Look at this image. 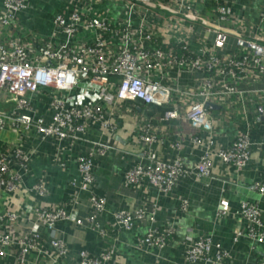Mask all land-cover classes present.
Here are the masks:
<instances>
[{"label":"built area","instance_id":"1","mask_svg":"<svg viewBox=\"0 0 264 264\" xmlns=\"http://www.w3.org/2000/svg\"><path fill=\"white\" fill-rule=\"evenodd\" d=\"M34 1L38 0H0V95L7 93V101L13 103L10 110H0V130H34L41 139L58 141L81 139L78 135L85 132L90 121L98 122L103 130H114L113 112L103 110L98 103L77 105L69 100V94L83 81L87 95L91 88L98 87L102 98H114V105L138 101L143 107H160L163 119H184L192 128L189 141L201 149V154L189 167L178 158L152 156L155 139L147 122L140 139L146 145L148 161H139L124 172L128 186L147 183L168 192L186 175L210 177L216 161L243 170L252 147H264V142L251 139L252 122L248 119L252 112L264 114V10L261 25L251 28L244 26L236 11L240 9L223 0H208L212 4L210 20L197 14L196 0H169L165 7L156 3L171 14L168 16L161 9L152 10L149 5L154 4L149 0H61L65 7L49 17L53 28L43 36L23 23V19L33 16ZM108 2L123 7L125 16L110 20L90 13ZM195 21L202 24L207 36H200ZM169 27L173 34L165 32ZM182 74L195 78L193 86L178 85L177 78ZM35 93L47 97L49 121L36 118L31 98ZM209 105L219 107L218 117L207 108ZM238 114L242 121L237 123V135L226 143L218 141L216 119L224 126ZM173 147L178 149L180 142L173 143ZM109 149L106 143L94 142L90 150L75 156L80 176L73 185L89 194L90 212L85 218L73 214L76 200L52 208L34 207L33 224H43L50 233L46 249L43 237L33 226L15 234L20 213L13 209L0 212V264H52L47 263V256L54 260L68 256L70 250L56 232L55 225L60 221L89 226L105 236L97 217L105 211L106 199L94 191V168ZM29 159L20 147L4 146L0 152V197L26 188L23 177ZM254 186L264 194V179ZM31 190L40 198L49 194L43 179ZM180 204L184 210L188 200L182 199ZM226 213V209L219 208L216 216L220 219ZM155 214V208L140 206L132 211L117 210L113 216L119 230H131L149 220L154 225L137 238V244L162 248L174 229H155ZM237 215L244 226L233 242L242 236L264 245V219L257 204L242 202ZM181 245L186 264H234L230 249L212 235L188 237ZM112 258V248L98 255L81 249L76 264H111Z\"/></svg>","mask_w":264,"mask_h":264},{"label":"crops","instance_id":"2","mask_svg":"<svg viewBox=\"0 0 264 264\" xmlns=\"http://www.w3.org/2000/svg\"><path fill=\"white\" fill-rule=\"evenodd\" d=\"M149 1L154 4L149 5L152 10L161 9L166 16L170 14L165 8L155 6L158 3L160 7H165L169 0ZM223 1L233 3L240 9L236 11L244 26L252 28L261 25L264 0ZM116 6L117 4L108 2L91 9L90 13L102 15L110 20H120L125 16V9ZM64 7L61 0L34 1L33 16L23 19V23L29 30L43 36L49 35L53 28L49 17ZM211 8L212 4L208 0L195 2L196 12L203 19H211ZM195 22L200 36H207L201 29L202 24ZM165 32L168 35L173 34L170 27L165 29ZM91 37L92 35L88 36ZM229 43L232 44L233 40L230 39ZM174 75L172 71L171 76ZM194 80L191 75L182 74L178 76L177 83L186 87L192 85ZM81 83L85 84L83 81ZM80 84L69 94V100L76 101L77 105L98 103L102 105L103 110L113 112L111 119L115 123L114 130H103L98 122L90 121L87 122L85 132L78 135L81 139L63 141L50 137L41 139L34 130H0V152L4 146L15 145L30 155L23 177V187L26 188L16 191L15 194L5 193L0 197V212L13 209L21 215L14 227L16 235H19L23 228L33 226L43 237L44 247L47 248L50 233L43 224H33L34 207L52 208L62 202L76 200L73 214L80 218L89 214V194L79 192L77 185H73L74 180H79L80 176L75 156L77 153L87 152L94 142L100 141L108 144L110 148L106 156L98 159L94 168V191L106 199V209L97 217L105 236H100L89 226H77L68 221L57 222V235L70 250V254L58 260L47 256V263L76 264L77 252L81 249L98 255L105 248H112L111 264H186L181 241L188 237L212 235L224 247L230 249L234 264H264V245L252 243L242 236L233 242V237L244 226L237 215L242 202L257 204L264 219V194H260L254 186V183L264 179L262 144L252 147L249 162L243 170L216 161L210 177L186 175L168 192H160L147 183L128 186L124 182V172L139 161H148L144 153L146 145L140 139L147 122L150 123L149 130L155 139L151 146L152 156L159 159L178 158L184 166L189 167L195 165L201 154V149L189 141L192 128L184 119H163L160 107H143L138 101L114 105V98L110 95L102 98L98 87L91 88L87 95L84 88L81 90ZM31 98L34 101L36 118L49 121L51 112L48 109L47 97L43 93H35ZM12 107L13 103L7 101L3 94L0 95V110L8 111ZM207 108L214 111V117L219 116L217 105H209ZM248 119L252 122L249 129L251 139L263 143L264 114L259 116L258 111L252 112ZM241 121L240 114L224 126L221 120L216 119L217 140L222 143L231 141L239 132L236 126ZM177 141L180 142V147L175 149L173 143ZM13 170L16 171L17 167L14 166ZM40 179L44 180L49 192L46 197L41 198L31 190ZM182 199L188 200V206L184 210L180 204ZM140 206L155 208V229L173 227L172 236L164 247L138 246L137 238L145 235L151 224L154 225L147 219L137 223L131 230L117 229L113 213L117 210L132 211ZM219 208L227 210L226 215L220 219L216 216ZM10 264H15V261H10Z\"/></svg>","mask_w":264,"mask_h":264},{"label":"rangeland","instance_id":"3","mask_svg":"<svg viewBox=\"0 0 264 264\" xmlns=\"http://www.w3.org/2000/svg\"><path fill=\"white\" fill-rule=\"evenodd\" d=\"M80 87H81V90H83V88H85V84L84 83H81L80 84ZM2 94V93H1ZM4 98H9V95L7 93H4Z\"/></svg>","mask_w":264,"mask_h":264},{"label":"water","instance_id":"4","mask_svg":"<svg viewBox=\"0 0 264 264\" xmlns=\"http://www.w3.org/2000/svg\"><path fill=\"white\" fill-rule=\"evenodd\" d=\"M258 52L260 51V49L257 50Z\"/></svg>","mask_w":264,"mask_h":264}]
</instances>
